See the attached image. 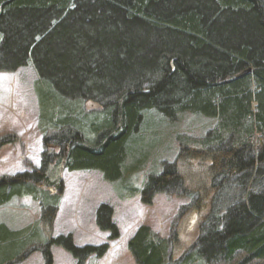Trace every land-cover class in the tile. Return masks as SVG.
Listing matches in <instances>:
<instances>
[{
  "label": "trees",
  "instance_id": "obj_1",
  "mask_svg": "<svg viewBox=\"0 0 264 264\" xmlns=\"http://www.w3.org/2000/svg\"><path fill=\"white\" fill-rule=\"evenodd\" d=\"M28 65L51 145L39 168L0 177V206L28 197L41 217L19 230L0 224V264L31 251L51 264L53 245L77 264L104 256L107 245L50 237L62 191L55 166L119 183L141 165L125 167L145 135L183 114L215 125L176 135L174 160L146 176L139 197L189 203L167 238L140 225L127 249L136 264H264V0H0V72ZM96 218L118 238L110 207Z\"/></svg>",
  "mask_w": 264,
  "mask_h": 264
},
{
  "label": "rangeland",
  "instance_id": "obj_2",
  "mask_svg": "<svg viewBox=\"0 0 264 264\" xmlns=\"http://www.w3.org/2000/svg\"><path fill=\"white\" fill-rule=\"evenodd\" d=\"M35 80L36 73L29 65L14 72H0V140H8L0 147V177L39 168L42 154L47 145H51L43 144V135L37 124ZM214 125L212 119L183 114L173 124L156 127L155 132L145 135V146L133 150L125 167L131 168L138 162L141 165L137 170L128 171L119 183L105 182L96 171L69 172L61 164L55 166L62 191L56 192L60 199L50 237L68 236L79 248L107 245L104 256H88L83 264H136L127 249V242L136 228L145 225L160 237L167 238L179 208L189 203L187 198L157 194L150 205L142 204L139 192L146 176L159 173L162 162L174 160L176 135L200 137ZM143 152L148 153V157L141 159ZM125 182L130 189L121 187ZM51 193L56 195L53 189ZM103 204L112 210V222L118 231V238L114 240L96 225V211ZM40 217V203L28 197H13L0 206V224L10 230L37 225ZM34 247L37 245L28 249ZM50 253L51 264H77L76 259L60 246H51ZM17 264H44V261L40 252L31 251Z\"/></svg>",
  "mask_w": 264,
  "mask_h": 264
},
{
  "label": "bare ground",
  "instance_id": "obj_3",
  "mask_svg": "<svg viewBox=\"0 0 264 264\" xmlns=\"http://www.w3.org/2000/svg\"><path fill=\"white\" fill-rule=\"evenodd\" d=\"M39 123V122H38ZM53 137V136H52ZM126 170V169H125Z\"/></svg>",
  "mask_w": 264,
  "mask_h": 264
}]
</instances>
